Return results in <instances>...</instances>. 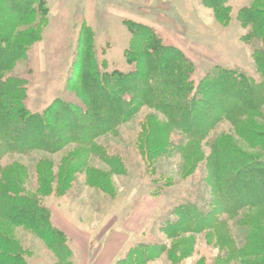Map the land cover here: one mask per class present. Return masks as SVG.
I'll list each match as a JSON object with an SVG mask.
<instances>
[{
    "label": "rangeland",
    "instance_id": "374dc122",
    "mask_svg": "<svg viewBox=\"0 0 264 264\" xmlns=\"http://www.w3.org/2000/svg\"><path fill=\"white\" fill-rule=\"evenodd\" d=\"M45 2L48 17L40 40L6 76L25 82L24 105L32 113H43L58 99L82 104L75 67L83 55L79 39L84 27L91 32L97 61L108 73L135 69L127 52L133 40L131 24L136 23L156 30L166 45L178 48L193 62L196 84L218 65L259 80L252 47L246 42L250 28L241 21V11L255 0ZM242 124L264 132V107L262 118L248 117ZM40 131L36 142L45 136ZM167 139L174 144L188 142V147L164 158L146 153L148 145L156 150ZM215 144L231 145L264 160V145L245 139L236 123L221 120L204 142L188 141L164 114L148 106L114 132L96 139L90 148L71 143L54 153H6L0 162V187L12 183L40 199L53 228L63 233L69 255L63 262L47 240L1 216L0 234L16 245L22 264H85V256L74 254L66 228L83 244L98 245L110 231H127L132 237L137 233L131 247L166 246L165 253L146 264H224L251 242L258 248L256 255L241 263L254 264L264 257V207L225 214L216 230L174 238L163 232L182 203H198L209 210L214 196L207 177ZM220 176L226 184L224 174ZM257 196L264 197V193ZM146 212L151 215L149 220L144 217Z\"/></svg>",
    "mask_w": 264,
    "mask_h": 264
},
{
    "label": "trees",
    "instance_id": "16d2710c",
    "mask_svg": "<svg viewBox=\"0 0 264 264\" xmlns=\"http://www.w3.org/2000/svg\"><path fill=\"white\" fill-rule=\"evenodd\" d=\"M263 5L264 0H255L241 11V21L250 28L246 42L252 47L258 81L218 65L196 84L193 62L178 48L166 45L156 30L136 23L131 24L133 40L127 52L135 69L129 73H108L102 69L106 66L97 61L91 32L84 27L79 39L83 55L75 67L78 70L75 84L80 86L82 104L58 99L43 113H32L24 105L25 82L6 76L15 62L23 59L40 40L48 17L47 4L45 0H0V162L6 153H54L71 143L90 148L96 139L129 122L143 106L164 114L169 124L188 141L204 142L217 124L226 119L236 123L245 139L264 145V132L242 124L248 117L262 118L264 107ZM158 77H161L159 82ZM143 86L144 91L140 90ZM40 130L45 136L36 142L37 135L42 134ZM146 131L148 134L149 130ZM187 143L174 144L167 139L161 140L156 150L151 145L145 149L151 156L164 158L183 152ZM213 151L212 161L208 160L212 169L207 179L214 196L209 210L205 211L198 203L179 205L173 214L175 219L168 220L163 229L169 237L216 230L225 214L264 207V197L257 196L264 193V160L231 145L223 148L215 144ZM222 173L226 184L220 180ZM215 196L219 197L218 201ZM0 216L32 229L47 240L63 262L67 260L69 249L64 235L53 228L40 199L28 196L12 183H5L0 187ZM166 250L160 244H139L116 264H146ZM257 250L248 242L235 258L224 264H243L241 260L255 256ZM0 264H22L16 245L1 234ZM254 264H264V257Z\"/></svg>",
    "mask_w": 264,
    "mask_h": 264
},
{
    "label": "crops",
    "instance_id": "0c3cea01",
    "mask_svg": "<svg viewBox=\"0 0 264 264\" xmlns=\"http://www.w3.org/2000/svg\"><path fill=\"white\" fill-rule=\"evenodd\" d=\"M144 217L149 220L151 215L146 212ZM65 233L71 238V248L74 254H78L79 257L85 256V264H116L120 259L126 257L130 249L134 247L130 246L131 241L137 236L136 232L135 237H132L131 232L110 231L104 241L98 245H92L88 242V244H83L69 233L68 228H66Z\"/></svg>",
    "mask_w": 264,
    "mask_h": 264
}]
</instances>
